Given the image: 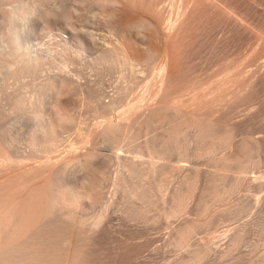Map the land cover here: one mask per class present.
Masks as SVG:
<instances>
[{
  "label": "bare ground",
  "instance_id": "6f19581e",
  "mask_svg": "<svg viewBox=\"0 0 264 264\" xmlns=\"http://www.w3.org/2000/svg\"><path fill=\"white\" fill-rule=\"evenodd\" d=\"M165 2L120 0L88 19L91 6L80 0L69 24L62 14L36 17L49 0H0L1 260L133 264L151 230H163V261L171 244L186 246L184 229L171 224L186 220L194 117L181 96H162L177 75L176 33L185 23L182 12L164 15ZM15 15L30 20L39 40L20 38ZM105 15L113 18L104 23ZM137 19L147 22L145 39L129 30ZM107 82L110 91L101 90ZM85 158L89 173L66 167ZM114 234L121 238L111 246Z\"/></svg>",
  "mask_w": 264,
  "mask_h": 264
},
{
  "label": "rangeland",
  "instance_id": "374dc122",
  "mask_svg": "<svg viewBox=\"0 0 264 264\" xmlns=\"http://www.w3.org/2000/svg\"><path fill=\"white\" fill-rule=\"evenodd\" d=\"M168 2L164 15L175 18L182 12L185 23L176 33L177 75L162 96H181L194 117L187 121L191 196L186 220L178 224L174 217L171 224L174 232L182 227L187 240L180 249L171 244L163 261L156 249L163 230H151L130 262L264 264V0ZM29 38L39 40L31 27ZM10 81L16 85L20 80ZM109 84L100 89L110 91ZM120 238L114 234L111 246ZM103 252H98L100 259ZM14 255L0 264H24Z\"/></svg>",
  "mask_w": 264,
  "mask_h": 264
},
{
  "label": "clouds",
  "instance_id": "9594fccd",
  "mask_svg": "<svg viewBox=\"0 0 264 264\" xmlns=\"http://www.w3.org/2000/svg\"><path fill=\"white\" fill-rule=\"evenodd\" d=\"M80 0H49V7H46L41 10V13L36 15V17H39L41 20H46L48 17L55 16L57 14H62L63 18L68 21L70 24L71 21L69 20V17L74 16L73 8L79 6ZM90 5V9L87 13L88 19H91V13L94 10H99L101 8H111V9H118L121 7L120 0H106V3L104 4H95L93 0H85V7H88ZM113 18L112 15H105L103 17H100V19L107 23ZM129 30L134 31L140 38L145 39L146 34L149 32L147 27V22L143 19H137L129 24ZM53 86L50 85V88ZM56 88H60L61 85L58 86L55 85ZM55 95V92L52 91ZM66 167L69 168H76L81 173H89L91 169V160L88 158L79 160V161H73L66 165Z\"/></svg>",
  "mask_w": 264,
  "mask_h": 264
}]
</instances>
